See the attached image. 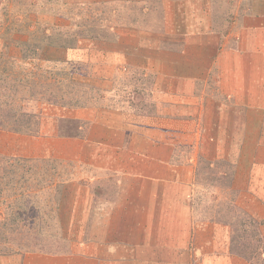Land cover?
<instances>
[{"label": "rangeland", "instance_id": "obj_1", "mask_svg": "<svg viewBox=\"0 0 264 264\" xmlns=\"http://www.w3.org/2000/svg\"><path fill=\"white\" fill-rule=\"evenodd\" d=\"M160 3L137 4L138 11L133 4L110 5L107 0H0V42L12 40L10 43L17 55L24 56V41L40 35L45 26L61 29L56 32L61 38L54 40H67L74 36L82 40L79 44L82 50L68 51L67 55L69 60L77 59V67L82 74L80 77L77 72L76 86L70 89L73 93L65 95L68 103L74 104L63 108L46 106L42 110L45 116L39 135L0 130V264H36V257L68 252L70 245L66 237L72 240L82 235L87 240L89 236L95 239L107 236V232L100 233L102 227L107 230L110 222L107 201L112 205L120 201L122 181L102 168L96 171L95 161L90 164L81 151L75 152L78 147L82 148L80 140L76 139H88L87 134L92 136L101 129V124L107 127L106 121L113 122L115 115L111 113L117 108L147 117L164 115L166 104L160 107L156 101L160 98L165 101L164 90H160L165 83L161 77L159 82L146 76L140 77L143 74L134 67H126L124 72L116 69L114 65H121L122 58L115 56V52L102 54L92 47L93 28L97 27L100 33L109 29L110 35L113 25L121 31L125 25L132 29L149 23L145 27H151L160 16ZM69 24H73V28L82 24V33L78 35L69 31ZM39 28L42 30L37 34ZM27 56L30 57V54L27 53ZM43 65L20 61L10 69L11 72L22 73L18 78L27 77L30 81L34 71L35 78L32 80L36 83H51L59 78L62 81L72 80L69 66L64 64L49 68V73H43L41 77L39 66L43 68ZM2 68L6 72L9 70L7 66ZM205 70L206 67H203L200 71ZM195 71L196 78L200 71ZM148 72L145 70V74ZM207 77L205 82L212 84L211 74ZM13 80H16L15 76ZM205 82H196V88L204 87ZM244 93L246 97L252 94L254 104L230 106L239 112L236 116L239 121L233 124V128H226L222 123L221 129L212 128L217 135L205 145L211 153L201 157L204 160H200L196 169V183L192 188L196 197L192 205L202 215L199 220L210 218L229 228L231 250L238 256L250 264H264V87L260 85L244 90ZM256 100L258 104H255ZM30 109H33V102H29L28 96V101L22 103L18 113H29ZM191 109L187 107V110ZM51 115L73 119L72 126L78 125L80 135L76 139L58 136ZM205 127L208 128L206 124ZM103 131L108 134L106 129ZM83 133L86 137L82 136ZM8 168L21 171L24 178L21 186L16 174L13 177L5 174ZM81 170L84 172L80 181L87 183L85 187L92 191L93 196L96 195L95 201H92L94 210L89 218L82 216L81 207L89 200L74 199V216H70L66 224L58 217L59 197L56 191L62 185L74 183L75 174L81 173ZM18 175L21 177L20 173ZM254 205L256 207L249 209ZM86 219L87 223L83 224ZM257 230L262 238L257 239ZM109 240L115 243L116 255L122 252L124 245L117 241L116 234ZM164 240L168 239L159 241ZM168 250L159 247L153 252L165 255ZM147 252L151 253L149 249ZM115 264H120V259H116Z\"/></svg>", "mask_w": 264, "mask_h": 264}, {"label": "crops", "instance_id": "obj_2", "mask_svg": "<svg viewBox=\"0 0 264 264\" xmlns=\"http://www.w3.org/2000/svg\"><path fill=\"white\" fill-rule=\"evenodd\" d=\"M112 1H161L155 24L138 29L142 39L133 63L140 77L163 79L165 101L160 98L156 104H166L165 113L147 117L117 108L107 127L101 124L88 139H76L82 148L75 152L81 151L90 164L95 161V170L102 168L122 181L120 201L105 203L110 222L107 230L99 228L107 236L66 237L68 252L36 257L35 263L115 264L120 259V264H250L231 250L227 226L198 219L202 215L192 205V188L201 157L209 153L205 145L217 135L212 128L221 129V123L233 128L239 112L230 106L254 104L244 90L264 87V0ZM195 70L200 71L196 78ZM210 74L212 84L205 82ZM203 81L204 87L197 89L196 82ZM83 172L75 174L68 191L72 200H89L81 207L82 216L89 218L96 195L80 181ZM115 234L124 245L117 255L109 240ZM163 239L168 240L159 241ZM159 247L168 248V254L153 252Z\"/></svg>", "mask_w": 264, "mask_h": 264}, {"label": "trees", "instance_id": "obj_3", "mask_svg": "<svg viewBox=\"0 0 264 264\" xmlns=\"http://www.w3.org/2000/svg\"><path fill=\"white\" fill-rule=\"evenodd\" d=\"M107 3L110 5L116 4L112 0H107ZM133 5L135 6L137 4ZM137 10L139 11L140 9L137 8ZM81 25L82 24H76L73 28V24H69V28L71 29L69 31L80 35L82 33ZM139 27L144 28L142 25ZM123 28L124 29L121 31L113 25L111 29L113 32H111L110 35L109 29L100 33L97 27L93 28L95 34L92 36L94 38V40H92V47L96 48V50L100 51L102 54L115 52V56L122 58L121 68L126 70V67L135 66L133 61L139 54L140 44H138V41L142 38L140 36V32H138L139 28H132L134 29L132 30L127 27V25L123 26ZM135 29H137V31H135ZM41 30L42 29L39 28L37 34ZM59 31H61V29L57 27L45 26L40 35H37L35 38H28L25 40L22 45L24 46V56L17 55L18 53L16 52V49L12 48V44L10 43L12 40H9L8 42L3 40L0 42V130H7L14 134L39 135L38 133L41 130V121L45 116V114H42V110L46 106H50V108H63L74 104L68 103L65 95L73 93L70 89L76 86L74 82L75 79H77V72L80 73V77H82V74L81 71L78 70L77 65L79 62H76L77 59L72 58L69 60L67 55L68 51H81L82 49H80L79 44L82 43V40L80 38H76V36L67 40H54V38H61L56 35V32ZM41 43H43V46L40 49L38 47L42 45ZM27 53L30 54V57L27 56ZM20 61L24 63H35L36 65L44 64L43 68L42 66H39L42 69L41 74H39L41 77L43 73H49V68L64 64L65 66H69V74L71 75L72 80L62 81L61 78H59L51 83H36L32 80L33 77L35 78L34 71L33 75L30 77L31 81L27 77L26 79L18 78V75H22V73L11 72L12 70L10 67ZM2 66L9 67V70L6 72ZM34 69L37 71L36 68ZM63 69H61L62 72ZM73 69L76 71H73ZM44 70L46 71L44 72ZM13 76H15L16 80H13ZM102 76H100V78H102ZM106 80L109 81V78ZM63 87L66 89H63ZM28 96L29 102H33V109H30L29 113L19 114L18 111H20L22 103L28 101ZM84 103L86 104V102ZM62 116L51 115L50 117L54 118L53 124L56 129L55 132L60 137L76 139V136L80 135V129H77L78 125L73 128L72 124L74 123V120ZM18 173H20L21 177H19ZM5 174H10V177H13L14 174H16L17 179L21 181L18 183L19 186L22 185L24 178L21 175V171L8 168ZM70 185L71 183L62 185L59 187L60 190L56 191L59 197L57 200L58 217L61 221L63 219L66 224L71 216L70 213L72 212V197L70 196L71 191H68ZM66 209L70 211L66 212ZM18 214V217H20V213ZM255 234H259L257 235V239L262 238L260 237L259 230L255 231Z\"/></svg>", "mask_w": 264, "mask_h": 264}, {"label": "clouds", "instance_id": "obj_4", "mask_svg": "<svg viewBox=\"0 0 264 264\" xmlns=\"http://www.w3.org/2000/svg\"><path fill=\"white\" fill-rule=\"evenodd\" d=\"M116 67V69H118L119 71L121 70V71H123L124 72V70L121 68V65H119V66H115Z\"/></svg>", "mask_w": 264, "mask_h": 264}]
</instances>
